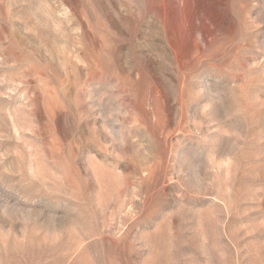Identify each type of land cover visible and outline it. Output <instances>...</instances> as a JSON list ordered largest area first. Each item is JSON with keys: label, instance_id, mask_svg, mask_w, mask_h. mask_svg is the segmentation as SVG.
I'll return each mask as SVG.
<instances>
[{"label": "rangeland", "instance_id": "rangeland-1", "mask_svg": "<svg viewBox=\"0 0 264 264\" xmlns=\"http://www.w3.org/2000/svg\"><path fill=\"white\" fill-rule=\"evenodd\" d=\"M0 264H264V0H0Z\"/></svg>", "mask_w": 264, "mask_h": 264}, {"label": "bare ground", "instance_id": "bare-ground-1", "mask_svg": "<svg viewBox=\"0 0 264 264\" xmlns=\"http://www.w3.org/2000/svg\"><path fill=\"white\" fill-rule=\"evenodd\" d=\"M208 35H209V34H208ZM214 36H215V35H214ZM212 37H213V36H212ZM211 39H212V38H211ZM213 40H214V39H213ZM211 41H212V40H211ZM211 41H210V42H211ZM213 42H214V41H213ZM213 42H212V43H213ZM215 42H216V41H215ZM212 43H211V44H212ZM214 44H215V43H214ZM208 45H209V44H208ZM209 46H210V45H209ZM213 47H214V45H213ZM221 47H222V46H221ZM223 47H225V46H223ZM210 48H211V47H210Z\"/></svg>", "mask_w": 264, "mask_h": 264}]
</instances>
